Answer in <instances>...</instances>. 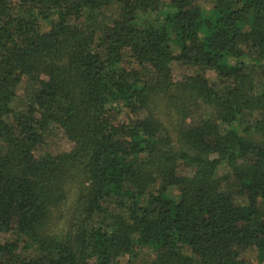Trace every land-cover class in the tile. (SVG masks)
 I'll return each mask as SVG.
<instances>
[{
  "label": "trees",
  "instance_id": "trees-1",
  "mask_svg": "<svg viewBox=\"0 0 264 264\" xmlns=\"http://www.w3.org/2000/svg\"><path fill=\"white\" fill-rule=\"evenodd\" d=\"M199 1L0 0V264H264V0Z\"/></svg>",
  "mask_w": 264,
  "mask_h": 264
},
{
  "label": "rangeland",
  "instance_id": "rangeland-1",
  "mask_svg": "<svg viewBox=\"0 0 264 264\" xmlns=\"http://www.w3.org/2000/svg\"><path fill=\"white\" fill-rule=\"evenodd\" d=\"M199 2L202 3L203 5L207 4L205 0H200ZM172 69L175 72V74H179V75H189L191 73L197 72L196 67L181 65L180 63L177 62H174L172 64ZM199 71L204 73L210 80H215L214 72L209 71L206 68H201ZM255 80L256 82L259 81L258 78ZM32 86L33 85L29 83H23L22 85H20V87L17 90V95L12 101L13 107L19 106L21 102L24 101L26 94L32 89ZM255 136L256 134L253 135V137ZM255 138H257V140L260 139V137L258 136H256ZM47 144H48V148L51 150L53 154L61 153L70 149V144L68 140L62 134L60 129L55 126L51 127L47 134ZM222 172H224L223 169L220 171V173ZM74 200L75 197L71 190L70 193L68 194V199L66 203L60 206L57 210L52 212L51 217L48 218L45 224L46 231L49 232V234H52L53 236L58 238L64 237L66 231H71L69 235L73 234V229L71 228L70 224L72 223L71 222L72 219L75 217L74 209H73L75 203ZM6 238L12 239L13 237L7 236ZM150 253L151 251L147 247H140L139 251L137 252V256H138L137 260L135 261L147 262L150 259L149 258ZM245 259L251 261L254 264H258L257 258L252 252H248L245 255ZM127 261H128L127 256L119 259L120 264H128Z\"/></svg>",
  "mask_w": 264,
  "mask_h": 264
}]
</instances>
